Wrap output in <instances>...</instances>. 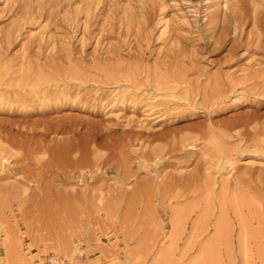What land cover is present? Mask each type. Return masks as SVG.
<instances>
[{
    "label": "rangeland",
    "instance_id": "obj_1",
    "mask_svg": "<svg viewBox=\"0 0 264 264\" xmlns=\"http://www.w3.org/2000/svg\"><path fill=\"white\" fill-rule=\"evenodd\" d=\"M0 264H264V0H0Z\"/></svg>",
    "mask_w": 264,
    "mask_h": 264
},
{
    "label": "bare ground",
    "instance_id": "obj_2",
    "mask_svg": "<svg viewBox=\"0 0 264 264\" xmlns=\"http://www.w3.org/2000/svg\"><path fill=\"white\" fill-rule=\"evenodd\" d=\"M213 127H211L212 129ZM24 149V147H22ZM25 152L33 151L34 149L44 150L49 152L48 158L46 160L41 161L40 166L43 170L49 171L53 179L57 174L58 170H61V167H70L74 168L78 164L84 161L85 159V150H83L80 147H76L73 144L68 143H59L50 145V146H44V147H25ZM28 159L27 157H23V160ZM40 162V161H39ZM62 171V170H61ZM60 197H66V194L64 191H60L57 193ZM68 197V195H67ZM227 211H226V205L223 206V203L220 204V217L219 219L214 223L213 228L215 231V236L210 240V244H214L215 247H219L218 243L222 240H227L225 237V234L227 236V225L226 220L227 218ZM229 227V226H228ZM229 229V228H228ZM230 230V229H229ZM228 242V241H227ZM214 257L217 259L219 254L217 252L213 254Z\"/></svg>",
    "mask_w": 264,
    "mask_h": 264
}]
</instances>
